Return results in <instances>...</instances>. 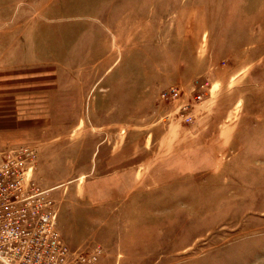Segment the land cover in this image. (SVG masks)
<instances>
[{"label": "rangeland", "instance_id": "374dc122", "mask_svg": "<svg viewBox=\"0 0 264 264\" xmlns=\"http://www.w3.org/2000/svg\"><path fill=\"white\" fill-rule=\"evenodd\" d=\"M18 65L3 117L13 93L47 111L0 145L34 148L69 262L264 264V0H0Z\"/></svg>", "mask_w": 264, "mask_h": 264}, {"label": "built area", "instance_id": "2783aa9c", "mask_svg": "<svg viewBox=\"0 0 264 264\" xmlns=\"http://www.w3.org/2000/svg\"><path fill=\"white\" fill-rule=\"evenodd\" d=\"M182 92L181 87L171 86L160 98L177 103ZM194 100L201 107L202 96ZM179 111L187 123L195 121L192 103L181 104ZM35 158L31 145H0V264H81L75 254L69 262L57 229L56 205L33 178Z\"/></svg>", "mask_w": 264, "mask_h": 264}, {"label": "crops", "instance_id": "0c3cea01", "mask_svg": "<svg viewBox=\"0 0 264 264\" xmlns=\"http://www.w3.org/2000/svg\"><path fill=\"white\" fill-rule=\"evenodd\" d=\"M3 69L0 67V97L3 99L2 92L9 91L13 92L14 90H18V88L25 89L32 86L28 83V78L32 76L30 74V69L28 70L25 65H18L17 67L11 68V71L9 73L1 72ZM30 81V80H29ZM22 82V86L20 85ZM29 84V85H27ZM27 85V86H25ZM46 85L43 82H37V86L43 87ZM33 87V86H32ZM31 93H13L10 94V101L13 103V108L10 106V111L12 110L13 117L10 119H7L3 117V115L6 113L4 110L5 108L4 103L0 101V129L6 130L9 129L11 132L9 133V139H12L13 142H16L15 140H20L25 137H27L30 134H32V129L36 128L37 125H43L42 122V116L40 114L47 111L46 104L44 103V97H41V104L36 103V105H30L27 106V96ZM25 100V101H23ZM37 101V99H36ZM23 102H25L23 104ZM45 108V109H44ZM8 114L9 110H8ZM29 115V116H28ZM31 129V130H30ZM30 130V131H29ZM25 131V132H24Z\"/></svg>", "mask_w": 264, "mask_h": 264}]
</instances>
